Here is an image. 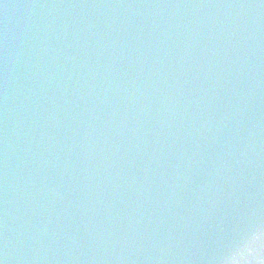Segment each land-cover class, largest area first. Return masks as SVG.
Segmentation results:
<instances>
[{
    "label": "water",
    "instance_id": "water-1",
    "mask_svg": "<svg viewBox=\"0 0 264 264\" xmlns=\"http://www.w3.org/2000/svg\"><path fill=\"white\" fill-rule=\"evenodd\" d=\"M0 264H264V0H0Z\"/></svg>",
    "mask_w": 264,
    "mask_h": 264
}]
</instances>
